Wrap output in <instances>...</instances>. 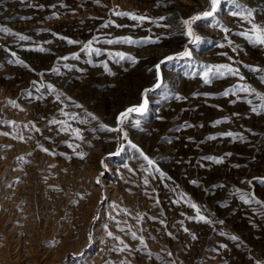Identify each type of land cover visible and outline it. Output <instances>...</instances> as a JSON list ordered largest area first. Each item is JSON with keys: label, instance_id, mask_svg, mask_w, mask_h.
<instances>
[{"label": "rangeland", "instance_id": "obj_1", "mask_svg": "<svg viewBox=\"0 0 264 264\" xmlns=\"http://www.w3.org/2000/svg\"><path fill=\"white\" fill-rule=\"evenodd\" d=\"M20 1H26L27 5H31L30 3L36 0ZM38 1L42 4L48 0ZM158 2L162 1L84 0L66 11L48 12L38 20L21 16L10 24L3 25L10 30L6 35H12V31H25L36 27H40L46 33L51 30L60 31V28L62 30L74 28L76 24L86 19L90 20V23L98 19L104 25H109L104 27L107 30L111 29L113 34L118 31L116 36L108 33L110 34L108 37L115 38V41L121 40L122 36L130 37L136 43L131 45L115 41L108 43L110 40L97 42L95 35L87 34L80 36L79 41L68 47L80 49L76 58L79 63L84 62V58L101 57L104 62L99 64L100 68L110 71L123 62L130 61L134 53L131 51L134 46L132 44H136L134 47L138 48L147 44L162 45L160 41L149 42L150 39H145L146 36L143 37L142 34L140 36L137 33L133 34L134 37H138L137 39L123 33L122 26H116L118 22L139 23L140 20L114 13H133L137 16H146L147 13V18L143 19L144 27L151 28L158 14L152 16L148 10L153 3L155 7L160 5ZM237 2L239 0L235 3L232 0H221L214 18L233 12L242 13L235 6ZM262 3L264 4V0ZM164 4L163 6L169 4V8L177 7L176 11L184 8L191 10L198 5L194 0H166ZM135 9L139 10L135 12ZM209 9L210 4L204 11ZM204 11L196 12L193 16ZM263 12L264 10L262 14ZM189 16H183V19L186 20ZM168 17L165 14L162 20L166 22L155 24L154 27L167 29V21L170 20ZM241 17L242 15H235L230 20L233 21L231 23L236 30L233 32L229 30L228 33L231 35L227 33V36L223 30L220 32L225 36L215 33L206 36L202 33L205 27H216L212 26L211 17L196 21L191 26L195 36L200 38L196 43L190 42L186 35L188 26L184 25L185 40L177 49L170 50L150 65L147 71L149 76L143 78L144 85L136 92L135 100L125 102L117 116L112 119L114 129L122 130L114 131L113 141L107 140L99 147L88 141L85 136L84 120L71 119L22 99L26 90L35 92L44 85L42 84L44 68L42 74L28 71L24 75L23 82L19 84L23 95L11 90L5 79L0 78V264H264V152L252 151L258 149V142L252 143V149L251 147L245 149L249 156L247 159L243 157L245 152L236 156L243 157V163L239 166L242 178L238 182L230 183L227 161L211 156L204 159L205 164L200 163L198 157H195L198 148L191 147L197 146L198 143L184 141L192 140L204 131L209 132L212 127L222 132L232 131L235 135L246 136L244 131L260 135V131L264 129V125H258L256 121L264 114L262 97L256 94L261 103L257 102V97L253 102L248 101L246 91L242 90L248 84H255L252 83L255 81L251 77L248 79L243 73L246 62L253 63V56L246 48L245 51L238 45L232 46L234 35L241 34L237 30L242 29L244 32L248 30L247 36L254 37L251 23L261 27L263 23L260 17L250 16L247 21L251 20V23L246 22L248 26L246 29L245 20L242 18L240 22ZM230 22L226 24L231 25ZM163 25L165 27H162ZM170 25L175 26L176 23L170 22ZM3 37L0 35V38ZM69 37L75 38V35L71 34ZM27 40L33 39L27 37L23 41ZM139 40L141 41L138 44ZM246 40L248 41V38ZM249 40L251 42H248L252 43V40ZM101 44L106 45L99 48ZM186 50L190 55H181ZM207 50H214L217 54L220 51L219 54L223 58H218L213 64L209 62L207 64L199 56L197 62L195 56ZM234 52L236 55H233ZM118 54L125 56V59H121ZM12 57V64H16L14 61L17 59L28 58L26 54L20 52H14ZM66 61L64 58L58 60L62 63ZM7 65L4 61L0 62V70ZM220 65H230L234 70H238L239 74L230 73L229 87L226 84L221 91L213 92V89L219 87L215 82L228 77L226 69L217 71ZM74 68H77V65ZM165 69L178 72L181 76L166 80ZM209 69L216 72V75L208 72ZM206 72L208 83H205ZM158 74L162 85L160 88H154L158 82ZM80 77L75 75L71 81H82ZM194 82H199L198 87L206 89L209 87L208 92L200 95L208 99L203 101L208 109L199 113L200 119L203 114L208 116L215 111L212 107L217 108L220 105L222 110L229 108L233 98L235 100L232 102H236L237 105L234 104V109L227 110V117L214 122L209 120L206 123H201L199 118L197 123L196 116H193L194 111H188L189 109H186L188 107L183 111H172L175 116L170 123L172 128L167 143L175 147L180 141H184L189 153L183 150L179 155L184 156V160L190 159L189 162L184 161L186 165L174 171V168L167 167L158 155L154 154L148 145V137L153 131L163 136V126H158L155 122L161 112V106L164 105L161 101L165 102L166 99L167 102L168 99L173 103L180 94L183 95L198 85ZM178 87L183 89L179 95L174 93ZM146 89L152 91L145 97ZM258 91L256 89L252 94ZM225 92L228 95H223ZM74 94L75 98L88 99L84 86H80ZM197 95L198 93L191 94L190 98ZM145 98L148 106L143 113H129L122 123L118 122L121 113L128 108L139 106ZM249 104L251 107L257 105L256 111L248 109ZM244 112L247 116L243 118ZM96 113L101 111L97 110ZM133 121L139 123L138 126H135ZM77 131L82 139L78 138ZM159 143L167 145L163 139ZM218 159L221 160L219 163L216 162ZM149 160L153 163L149 164ZM236 162H240L239 159H236ZM188 163L190 166H187ZM231 163L236 165L234 162ZM201 168L205 169L207 176L218 174L226 183L220 182L212 186L206 182V176L199 175ZM192 204L197 207L193 208ZM197 209L199 215L205 217V221L199 220ZM223 211L226 214L222 213ZM109 232L112 236L108 235ZM233 236L238 239L233 240Z\"/></svg>", "mask_w": 264, "mask_h": 264}, {"label": "bare ground", "instance_id": "obj_2", "mask_svg": "<svg viewBox=\"0 0 264 264\" xmlns=\"http://www.w3.org/2000/svg\"><path fill=\"white\" fill-rule=\"evenodd\" d=\"M83 1L84 0H48L47 2L39 4L40 2L36 0L32 3L29 2L31 5H27L26 1L0 0V35L4 36L3 38H0V62L4 61L8 64L7 67L0 70V78L5 79L6 85H8L11 90H14L16 93L20 95H23V92L21 90V85L19 84L23 82V78L25 77L24 75L28 73V71L33 72V73L34 72L41 73L42 69L44 68L42 71V73L44 74L42 75L43 76L42 78H44V80H42V84L44 85L40 89H38V91H35V92L26 90L27 92L25 93V95H23L22 99H24V101L26 100L34 104L41 105V108L43 107V108L51 109L55 113H58L63 116H68L71 119L75 118L77 119V121L78 119L81 121L84 120L83 123L85 127V136H87L88 141H91L93 144L99 147V146H102L104 142L107 140L113 141L115 137V132L107 130V129H114V123L112 119L117 116V113L120 110V107H122V105L125 102H132L135 100V96L137 95L136 92L139 89H141V87L144 85L143 78L149 76V73H147V71L150 65L156 59L161 58L163 55L167 54L170 50L177 49L180 43L185 40V36H184L185 35V30H184L185 24L183 23L185 18L183 19V16L188 17L190 15L189 16L190 18L193 16V14L196 13V11L194 10V8L192 9L190 8L191 10L184 8L183 10L176 11L177 7L169 8L168 5L170 4V2L168 5L163 6L166 0H161L162 2L157 3L160 5L155 7V4L153 3V6L150 7V10H148L150 13H152L151 14L152 16L153 14H158V16L155 17L154 21L152 20L153 24L157 25V24H160L161 22L162 23L166 22V20L163 21L161 18L164 19V15L167 14L169 16L168 18L171 21H173L172 23H176L175 26L170 25L169 23L170 20L167 21L168 23V25H166L167 29H164V30L156 28L154 27V25L151 28H149V26L144 27V24H145L144 20H140L139 23H137L136 21H132L131 23H128V22L125 23L123 21L118 22L117 25H121L122 26L121 30H123V33L128 34V36L131 35L132 38L138 39V37H134L133 34L137 33L138 36L142 34L143 37L146 36L145 39L147 40L150 39L149 41H160L162 45L155 46L154 44L152 45L147 44L142 48H138V47H134L136 44H132L134 45L132 46L133 50H131L134 52L132 54L133 55L132 58H134L137 62L133 63L132 58H131L130 61L128 62H123V63L121 62L122 63L121 65L114 68L116 70L110 69V71L107 69H103V67L100 68L99 64L103 61V58L101 57L95 58V59L94 58H87V59L84 58V62L79 63L76 58L79 56L78 53L80 49L78 47H73V48L68 47V45L74 44V43H69L68 41H74V42H76L77 40L79 41L80 36L87 35V34L95 35L97 37V42L98 41L103 42L107 40L115 41V38L108 37V36L110 34H112L113 36H116V34H118V31L117 32L114 31L115 33L113 34L112 33L113 31H110L111 29L107 30L104 27V23L99 22L98 19L97 21L93 23L92 22L90 23V20L86 19L80 22L79 24H76L74 28L69 29L67 27L68 29L64 28L65 30H62L60 28V31L51 30V31H47L46 33H44V30L41 29L40 27H36L35 29H29L25 31H12L11 30L12 35H6L7 31H4V29L6 28H4L3 24H10V22L17 20L18 17L29 16V17H33L34 19L38 20L39 18H41L43 15L47 14L48 12H53L55 10H61V11L65 10L66 11L67 9L77 6ZM194 1H196L200 5L199 7L200 11L198 12L205 10V6L203 5V3L206 2V0H194ZM260 5H261V0H248L247 9L251 11V14H252V13H255V11L257 12L256 8L259 7ZM147 16L148 14L146 13V16H144L145 19L147 18ZM231 17L233 16L231 14H228L225 17L218 15L216 20L212 18L211 19L213 23L212 26H216V27L215 28L210 27V26L207 28L205 27V29L202 30V33L206 34V36L207 34L209 36L210 34H213V33L217 35L227 36L228 34H230L228 33L229 30L230 31L232 30V32L233 30H236L232 25L226 24L228 22V19ZM237 20L239 21V19ZM245 22H244V26L247 29L248 26H246ZM262 23L264 27V16L262 17ZM251 25H253V23H251ZM8 27H10V25ZM162 27H165V26L163 25ZM143 28L145 29L143 30ZM216 29H220V30H216ZM225 29H227V31H225ZM221 30H223L222 32L225 31L226 34L225 35L222 34V32H220ZM237 31H239L241 34L239 35L233 34L234 43L232 46L235 47V45H238L243 50H245L244 48H246L249 54L253 56L252 60H254L253 63H250V64L246 62V65H245L246 69L243 72L244 75L248 77V79H250L249 77H251L255 81V82L252 81V83H255V84H252V85L248 84L246 86V88L250 89L249 91H246V92L244 91L246 93V96L248 97V101L253 102L254 98H256L257 95H259L258 97H264V73H263L264 45L255 44L253 42L249 43L251 41L248 39L249 41L248 42L246 40L247 39L246 36L242 35V33H246L248 30L245 32L242 29L237 30ZM108 33L110 34L108 35ZM71 34L72 35L74 34L75 38H70V37L68 38V36ZM230 35H229V38L231 37ZM20 36L29 37V38H32L33 40L23 41L19 38ZM126 38H130V37H126ZM220 40L221 39H219V41ZM227 40H230V39H227ZM140 41L141 40L138 41V44ZM142 41L144 42L145 40H142ZM124 44L131 45V43H124ZM223 44L225 45L226 43L223 42ZM104 46L103 44H101L99 48H104ZM253 48H255V50ZM207 51H204V53L201 52L198 56H195V60H197L198 57L201 56L199 58H201L207 64L208 62L210 64H213L214 62L217 61L218 58H223V56L219 54L220 51L218 50H217L218 54L215 53L214 50L213 51L207 50ZM14 52L15 53L20 52L21 54H26V57L28 58L17 59L14 61L16 64H12V60H13L12 55L14 54ZM233 55H236L235 52L233 53ZM65 57L67 58L65 59V61L67 60L66 62H63V63L58 62L59 59H62ZM197 62L199 61L197 60ZM76 65H77V68H74ZM247 66H251V68L259 69V71L257 72L251 71L250 68ZM227 73H228V77L224 78L225 80L223 81L220 80V81L215 82L217 83L216 85H218L219 87L218 88L216 87V89H213V92L221 91V89H223V87L226 84H228V87H229L230 73L228 71ZM75 75L81 76L80 79L82 81H79L76 79L77 82L76 81L72 82L71 80H73V77ZM164 75H165L166 80L174 79L177 75H179V77L181 76L180 73L178 72H173V71L166 70V69L164 70ZM133 76L134 78H132ZM120 81L123 82L125 85H123ZM174 81L172 82L174 83ZM232 81L231 83L233 84ZM149 82L151 83L152 80L150 79ZM194 83L198 85L193 86V88H190V90L186 91L183 95L180 94L181 90H183V89H179L181 86L175 89L174 93L177 95L180 94L179 96L180 98L179 99L175 98L176 100L174 99L175 101H173V103L171 101H168V99H167V102H166V99H164L166 103L163 100L161 101V104H164V105L161 106L160 108L161 112H159L160 114L157 115L158 120L156 119L155 122L158 124V126L159 125L163 126L164 128L163 136L158 135L156 132L153 131L152 135L151 136L149 135L148 137L149 139L148 145L150 146L151 150H153L154 154L158 155V157L164 162V164L167 167H172L175 169L174 171H177L179 167L187 164L184 161L186 162L190 161V159L184 160L183 158L185 157L179 155L180 153L183 152V150L186 153H189L188 148L186 147L187 144L185 142L187 143L195 142V144L198 143L197 146L193 145L191 147L198 148L197 152L195 153V157H198V161L200 163H204L203 162L205 161L204 159L206 157H211V156L213 157L216 156L217 158H221V160L224 159L225 161H227V163H229V170H230L229 173L230 174H229L228 180L230 181V183L232 181L238 182L242 178V174H241L242 172L239 169V166L243 163L242 158L245 157V159H247V157H249L248 154H246L245 149H249L250 147L252 149V146H253L252 143L258 142L257 143L258 149H255L252 151L257 152V153L264 152V142H263L264 141L263 140L264 129L260 131L261 132L260 135L255 134V133L251 134V131L250 132L244 131L247 134L246 136L243 134L235 135L232 131L222 132L221 130L219 131V129L212 127L209 130V132L204 131V133L197 135L195 138L192 137L193 138L192 140L184 139L185 142L180 141L179 144L175 145V147L173 145H168L167 143V140L169 142L168 135H170L169 134L171 130L170 128H172L170 127V123L172 121L173 116H175V113L172 111H175V112L183 111L186 107H188L186 108V109H189L188 111L190 110L194 111L193 116L194 115L196 116L195 120L198 123V120L200 119L199 113H201V111L202 112L207 111L208 109V106L205 105L206 103L203 104V101L205 102V100H208V99H205L201 96L205 92H208L207 89L209 87H207V89L204 87H198L199 82H194ZM116 85L118 86V88H116ZM80 86H84L85 91H87V94H88L87 100L86 99L81 100L79 98H75L74 93ZM255 88L259 91L255 94H252L254 93L253 91H256ZM195 93H198V95L196 97L193 96L191 99L190 95L195 94ZM205 97H208V96H205ZM258 97H257V102L261 103ZM261 99L264 101V98H261ZM232 100H235V99L233 98ZM232 100L229 103L230 104L229 108L226 107L224 108V110H222L221 106L218 105L217 103L218 105L217 108L212 107V110L214 109L215 111L209 113L208 116H206L205 114L201 116L202 117L200 119L201 123H206V121L209 122V120L214 122V121H218L220 118L227 117L226 116L228 113L227 110L234 109L235 107L234 104H236V102L233 103ZM256 107L258 106L256 105V106L251 107V104H249L248 109L253 110V109H256ZM97 110H100L101 113H96ZM243 111H244V108H243ZM245 116H247L246 112H244L242 117L244 118ZM231 117L232 116H230V118ZM256 121L258 125L260 124L264 125V114L261 115V117L257 118ZM132 123L135 124V126H138L139 124L134 121ZM103 125H107V129L103 128L102 127ZM247 125L249 124L247 123ZM227 133H231L232 135H227ZM262 133L263 135H261ZM161 139H163L167 143V145H164V144L160 145L159 142ZM241 154H243V157L236 158V156L241 155ZM236 159H239L240 162L237 163ZM231 162L236 163V165H234ZM187 166H190V163H188ZM199 175H201L202 177L203 175L206 176V179H207L206 182H209V184H211L212 186H216L220 182L226 183V181H223L219 178L218 174H215V175L212 174V177L208 175L210 179L207 178L208 176L205 173V169H202V168L199 170ZM224 211L222 213L226 214ZM225 216H222V217L224 218Z\"/></svg>", "mask_w": 264, "mask_h": 264}, {"label": "snow or ice", "instance_id": "obj_3", "mask_svg": "<svg viewBox=\"0 0 264 264\" xmlns=\"http://www.w3.org/2000/svg\"><path fill=\"white\" fill-rule=\"evenodd\" d=\"M232 2L235 3L236 0H232ZM209 4H210V9L209 10H206V11H204L201 14L195 15L193 17H190L188 20L183 21V23L188 26V30L186 32V35L190 38V42H192V43H196L200 39L198 36H195V34L193 33L192 27H191L192 24L195 23L198 20H201V19H207V18H210V17H214V15L217 13L218 8L221 5V0H209ZM236 7L237 8H240L242 6H240L237 3L236 4ZM114 14L115 15H121V16H128L129 18H131L133 20H143V19H145L144 16H137L136 14H133V13L116 12ZM232 15H234V16L235 15H241V13L233 12ZM250 16H251V11H248L247 12V17H242V18L247 19ZM161 19H163V18H161ZM249 22L251 23V21H249ZM104 26L107 27L108 25L105 24ZM117 27H121V25H117ZM252 30L255 33V36L254 37L247 36L246 33H242V35H245L246 38L251 39L252 42L255 43V44L264 45V27H261V26H258V25L253 24ZM4 31H8V30L7 29H4ZM225 31H227V29H225ZM19 38L21 40L27 39V37H25V36H20ZM68 42L69 43H75L74 41H68ZM113 42L114 41H111V40L108 41V43H113ZM115 42L136 43V41H133L131 38H122L121 40L115 41ZM149 42H153L154 43V42H158V41H149ZM41 50H43V49H41ZM118 55L121 56V59L124 58V56L122 54H118ZM181 55L188 56V55H190V53L186 50ZM64 59H67V58L65 57ZM166 59H172V57H166ZM132 62L133 63H136L137 61L134 58H132ZM156 67L158 69L159 68V65H157ZM247 67H249L251 71H259V69L251 68V66H247ZM219 69H227V71L229 73H231L233 75H238V70H234V69H232L228 65H220V66H218L217 71H219ZM208 72H212V69H209ZM208 72L205 73V77H206L205 78V83H208L209 82V80L207 79ZM221 74H223V73H221ZM212 75L215 76L216 73L215 72H212ZM241 79H243V77H241ZM157 81L158 82L154 85V88H160L161 85H162V80H161L159 74L157 76ZM242 90L243 91H249L250 89L249 88H244ZM149 91H152V89H146L145 90V93H144V96L145 97H146V95H147V93ZM223 95H228V93L225 92V93H223ZM177 98L179 99L180 97H177ZM262 98H264V97H262ZM12 103L14 104V102H12ZM147 106H148V101L145 98L143 100V102L139 106H134V107L128 108L125 112L121 113L120 114V118L118 119V122L122 123L123 120L127 118V116H128L129 113H132V112L143 113L147 109ZM253 111H256V109H253ZM102 127L105 128V129H107V125H103ZM107 130H109V131H117V130H122V129H107ZM3 135H8V133H3ZM227 135H232V134L231 133H227ZM77 136H78V138L82 139V136L79 135V132L78 131H77ZM133 147H135V145H133ZM44 151H47V149H44ZM141 154L143 155V153H141ZM81 157H83V154H81ZM145 159H147V157H145ZM216 162L219 163L220 161H216ZM148 163L149 164H152L153 162L151 160H149ZM97 182H99V181H97ZM191 206L193 208H196L197 207L195 204H192ZM197 214H198L199 220L205 221V217L202 216V215H199V210L198 209H197ZM108 235L109 236H112V233L109 232ZM132 235H133V238H135V233H133ZM193 238H195V237H193ZM232 239L235 240V239H238V238L235 237V236H233ZM169 255H171V253H169Z\"/></svg>", "mask_w": 264, "mask_h": 264}, {"label": "built area", "instance_id": "obj_4", "mask_svg": "<svg viewBox=\"0 0 264 264\" xmlns=\"http://www.w3.org/2000/svg\"><path fill=\"white\" fill-rule=\"evenodd\" d=\"M228 1H231V0H228ZM240 2H241V1L239 0V2H237V3H238L240 6H242V7H240V8H237V7H236V8L242 11V13H241L242 17H247V15H243V13H244V14H247L246 12L249 11V10L247 9L248 0H246V2H244V3L241 2V4H240ZM203 5L205 6V9H206V7L209 5V0H206V2L203 3ZM235 6H236V5H235ZM199 7H200V5L198 4L196 8H194V7H192V8H194V10H195L196 12H198V11H200V8H199ZM256 9H257V12L255 11V13H252L251 16H257V18L260 17V19H262L263 16H262L261 14H262V11L264 10V4L262 3V0H261V5H260L259 7H257ZM138 10H139V9H136L135 12L138 11ZM227 15H228V14H227ZM227 15H225V16H227ZM231 15H232V14H231ZM217 16H218V15H217ZM225 16H224V17H225ZM232 16H233V17H231V18L228 19L229 22H230V20H231L232 18H234V15H232ZM261 16H262V17H261ZM222 17H223V16H222ZM242 17H241L240 22L242 21ZM211 18H213L214 20L217 19V17H215V18H214V17H211ZM248 18H249V17H248ZM244 20H246V22H247V19L244 18ZM170 22H173V21L170 20ZM170 22H169V23H170ZM240 22H239V23H240ZM246 22H245V23H246ZM230 23H231V22H230ZM231 25H232V23H231ZM246 25H247V24H246ZM232 26H233V25H232ZM238 26H239V25H238ZM233 27H235V26H233ZM219 39H220V38H219Z\"/></svg>", "mask_w": 264, "mask_h": 264}]
</instances>
